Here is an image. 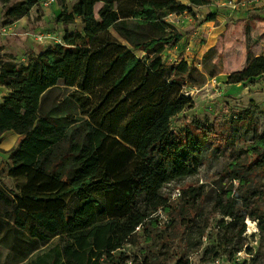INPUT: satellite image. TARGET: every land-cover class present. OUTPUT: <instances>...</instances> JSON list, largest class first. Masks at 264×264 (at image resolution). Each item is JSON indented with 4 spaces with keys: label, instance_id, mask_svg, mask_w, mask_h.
Returning <instances> with one entry per match:
<instances>
[{
    "label": "trees",
    "instance_id": "1",
    "mask_svg": "<svg viewBox=\"0 0 264 264\" xmlns=\"http://www.w3.org/2000/svg\"><path fill=\"white\" fill-rule=\"evenodd\" d=\"M57 1L56 22L65 32L60 44L29 56L26 65L0 55V88L8 91L0 102V142L8 131L20 137L7 152L5 177L13 186L0 179V264H167L132 260L123 248L160 211L173 210L163 188L197 175L206 145L217 151L233 139L219 135L215 121L171 127L194 105L182 92L193 68L186 61L164 65L163 53L182 38L166 14L196 19L193 9L211 0H77L70 9ZM36 4L0 0L3 25L28 16ZM76 21L81 29L70 32ZM245 53L226 85L264 77V56L250 59L248 47ZM54 92L63 95L60 102ZM252 119L245 110L231 121L252 137L231 153L216 183L211 209L220 218L201 263L244 251L250 264H264L245 234L246 220L264 234V120L258 133ZM205 199L200 187L177 196L191 231L194 218L205 222ZM168 236L161 239L167 252ZM176 264L188 262L180 257Z\"/></svg>",
    "mask_w": 264,
    "mask_h": 264
},
{
    "label": "rangeland",
    "instance_id": "2",
    "mask_svg": "<svg viewBox=\"0 0 264 264\" xmlns=\"http://www.w3.org/2000/svg\"><path fill=\"white\" fill-rule=\"evenodd\" d=\"M77 0H65L68 9ZM181 2V0H177ZM58 2V1H57ZM52 1L50 0V3ZM2 9V7H0ZM99 5L95 7L97 12ZM3 10V9H2ZM195 19L199 24L202 20L199 9H193ZM254 11V10H253ZM247 11L246 19L232 20L227 17L225 21H214L208 25V31L195 32L191 25L194 20L188 14L176 16L166 14L167 21L182 33V38L176 45L163 53V62L166 67L176 66L181 61H186L193 68L191 76L183 93L193 101V107L180 113L176 120H172V130L178 131L184 122H200L209 124L215 121L218 125V134L225 137H233L226 147L217 151H210L206 145L203 152L202 166L197 175L171 182L162 190V195L174 204L173 210L168 213L159 212L152 225H146V230H136L124 246L123 251L130 259L148 257L157 262L176 264L181 257L188 264H250L252 256L244 251L236 254L232 259L222 255L218 260L208 263H201L202 249L215 241V222L220 218L211 209L212 198L215 196V187L218 183L221 172L225 169L230 160L231 153L244 150L252 133L245 132L239 125L235 126L231 121L237 114L249 110L253 114V124L257 132L262 130L264 120V77L246 85H226L229 74L239 71L243 65L246 47L249 48V58L264 54V18ZM70 32L79 31V21L68 26ZM33 32V31H31ZM186 36L184 43L182 39ZM120 41V40H119ZM55 42L51 38V45ZM180 48V49H179ZM60 92V91H59ZM59 92L58 101L63 98ZM122 115H119V120ZM230 139V138H229ZM8 155L0 152V176L6 186L11 187L13 183L6 179V167ZM224 189L229 184L224 180ZM220 182V185H223ZM236 182L233 183L236 186ZM190 187H200L206 195L201 205L200 216L204 223H199L200 218L193 219V231L185 227L187 221L184 216H179L180 206L176 204L177 196L181 190ZM264 206V199L260 203ZM174 221V222H173ZM247 245L252 248L253 255L258 252L260 258L264 257V234L258 231L257 225L249 220L245 221ZM172 226H174L173 229ZM168 236V252L161 247V239ZM203 234V236H201ZM202 244V245H201ZM166 247V248H167ZM133 264V263H129Z\"/></svg>",
    "mask_w": 264,
    "mask_h": 264
},
{
    "label": "crops",
    "instance_id": "3",
    "mask_svg": "<svg viewBox=\"0 0 264 264\" xmlns=\"http://www.w3.org/2000/svg\"><path fill=\"white\" fill-rule=\"evenodd\" d=\"M48 2L46 6L44 2ZM37 0V4L32 8L29 15L15 21L14 23L4 26L3 10L0 8V55H8L12 57L14 62L18 65L28 64L29 56H38L45 51L50 45L35 44L26 33L35 32L40 33L55 40L53 45L60 44L65 34L64 28L60 23L56 22V17L60 13V7L57 0ZM183 4H188L187 0H181ZM223 0H211L208 6L196 7L199 9L202 20L198 24L196 20H191V25L195 32L208 31V25L214 21H225L227 17L231 18L230 12L225 8H221ZM253 11V14L259 15L264 18V0H256L255 3L249 8ZM248 10V11H249ZM211 16L209 21H205V18ZM247 12L241 11L236 18L232 20H244L246 19ZM200 15H196V19ZM182 34V33H181ZM184 37V36H183ZM186 36L182 39V43ZM180 49V48H179ZM246 55V53H245ZM257 56H264L256 55ZM245 59V56H244ZM243 59V62H244ZM8 94V91L0 88V102L2 98ZM20 141V137L12 131L5 132L0 142V152L7 154V152L17 146ZM3 180V178H0Z\"/></svg>",
    "mask_w": 264,
    "mask_h": 264
},
{
    "label": "built area",
    "instance_id": "4",
    "mask_svg": "<svg viewBox=\"0 0 264 264\" xmlns=\"http://www.w3.org/2000/svg\"><path fill=\"white\" fill-rule=\"evenodd\" d=\"M255 2L256 0H223L220 7L224 9L226 8L231 14V18H229L234 19L241 11L247 12ZM47 4V1L43 3L44 6H46ZM26 36H28L35 44H51L50 38L40 33L28 32L26 33Z\"/></svg>",
    "mask_w": 264,
    "mask_h": 264
}]
</instances>
